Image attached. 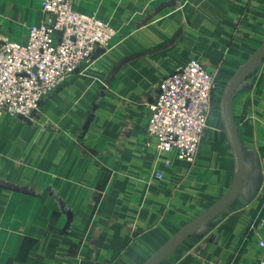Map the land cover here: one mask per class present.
I'll return each mask as SVG.
<instances>
[{
	"label": "crops",
	"instance_id": "1",
	"mask_svg": "<svg viewBox=\"0 0 264 264\" xmlns=\"http://www.w3.org/2000/svg\"><path fill=\"white\" fill-rule=\"evenodd\" d=\"M42 1L0 0V38L27 42ZM74 6L117 35L31 117L1 116L0 264H147L226 201L239 156L234 195L154 264H264V54L227 97L264 48V0ZM191 59L214 84L188 161L159 151L146 122L162 78Z\"/></svg>",
	"mask_w": 264,
	"mask_h": 264
},
{
	"label": "built area",
	"instance_id": "2",
	"mask_svg": "<svg viewBox=\"0 0 264 264\" xmlns=\"http://www.w3.org/2000/svg\"><path fill=\"white\" fill-rule=\"evenodd\" d=\"M76 0H43L46 18L31 23L27 42L0 38V118L31 117L64 80L80 71L97 48H111L117 28L79 11ZM214 74L191 59L165 75L148 103L146 128L159 151L193 161L207 124ZM162 177V172H157ZM264 245V242H260Z\"/></svg>",
	"mask_w": 264,
	"mask_h": 264
},
{
	"label": "water",
	"instance_id": "3",
	"mask_svg": "<svg viewBox=\"0 0 264 264\" xmlns=\"http://www.w3.org/2000/svg\"><path fill=\"white\" fill-rule=\"evenodd\" d=\"M264 54V48L257 54V56L241 71L238 73V75L233 79V81L231 82L228 90H227V97L230 94V91L234 85V83L238 80L239 77H241L246 71L249 70V68ZM227 109V108H226ZM227 111V110H226ZM239 151V149H238ZM240 155V152H239ZM241 177H242V161H241V157L239 156V170H238V179L236 181V184L232 190V192L230 193V195L228 196V198L226 199V201H228L233 195L234 193L237 191L239 185H240V181H241ZM226 201L221 204L219 206V208L221 206H223ZM218 208V209H219ZM217 208L215 210H212L210 213H208L206 216H204L203 218H201L200 220H198L196 223H194L192 226H190L189 228H187L182 234H180V236H178L175 240H173L169 246L163 251L161 252L158 256H156L153 260L149 261L147 264H154L156 261H158L170 248H172L185 234H187L189 231L193 230L195 227H197L200 223H202L207 217H209L211 214H213L216 210H218Z\"/></svg>",
	"mask_w": 264,
	"mask_h": 264
},
{
	"label": "rangeland",
	"instance_id": "4",
	"mask_svg": "<svg viewBox=\"0 0 264 264\" xmlns=\"http://www.w3.org/2000/svg\"><path fill=\"white\" fill-rule=\"evenodd\" d=\"M40 105H41V103H40Z\"/></svg>",
	"mask_w": 264,
	"mask_h": 264
},
{
	"label": "bare ground",
	"instance_id": "5",
	"mask_svg": "<svg viewBox=\"0 0 264 264\" xmlns=\"http://www.w3.org/2000/svg\"><path fill=\"white\" fill-rule=\"evenodd\" d=\"M12 39V38H11Z\"/></svg>",
	"mask_w": 264,
	"mask_h": 264
}]
</instances>
